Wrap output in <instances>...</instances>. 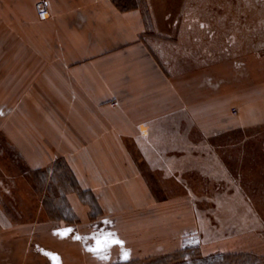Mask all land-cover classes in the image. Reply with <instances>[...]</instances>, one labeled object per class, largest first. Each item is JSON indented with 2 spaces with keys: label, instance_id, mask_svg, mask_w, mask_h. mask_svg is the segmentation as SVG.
<instances>
[{
  "label": "crops",
  "instance_id": "1",
  "mask_svg": "<svg viewBox=\"0 0 264 264\" xmlns=\"http://www.w3.org/2000/svg\"><path fill=\"white\" fill-rule=\"evenodd\" d=\"M37 1L0 0L1 124L27 172L54 154L74 182L36 203L30 184L48 190L52 182L14 181L13 167L0 168V264H135L195 248L216 252H206L189 223L168 224L158 212L166 202L157 191L171 174L152 157L178 126L217 136L263 124L264 79L252 81L246 59L174 69L139 7L47 0L42 17ZM30 109L49 117L43 111L34 120ZM110 234L123 243L89 250Z\"/></svg>",
  "mask_w": 264,
  "mask_h": 264
},
{
  "label": "rangeland",
  "instance_id": "2",
  "mask_svg": "<svg viewBox=\"0 0 264 264\" xmlns=\"http://www.w3.org/2000/svg\"><path fill=\"white\" fill-rule=\"evenodd\" d=\"M117 1L143 10L151 35L158 37L166 59L170 55L174 60V69L246 59L253 68L252 81L264 79V0ZM6 95L0 92L3 100ZM43 111L49 117L48 110H28L34 120ZM18 113L21 115V110H15L14 116ZM5 114L4 106L0 108V168L13 167L14 181L52 182L48 190L30 184V196L36 203L40 199L44 203L46 191L49 196L63 193L74 182L66 159L52 154L45 168L27 172L18 143L5 138L1 124ZM180 127H175L171 141L157 142V153L162 155L152 157L171 174L168 188L157 191L159 200L166 202L157 206L158 212L166 215L168 224L183 223L184 227L189 223L191 234L198 232L206 252H216L209 255L195 248L188 254L135 264H238V258L231 255H238L241 264L246 260L264 264V123L217 136L202 134L192 123L184 131ZM30 128L36 130L37 125ZM49 148H55L53 143ZM33 209L31 206V212ZM177 214L178 221L173 218ZM211 256L221 259L204 260Z\"/></svg>",
  "mask_w": 264,
  "mask_h": 264
},
{
  "label": "snow or ice",
  "instance_id": "3",
  "mask_svg": "<svg viewBox=\"0 0 264 264\" xmlns=\"http://www.w3.org/2000/svg\"><path fill=\"white\" fill-rule=\"evenodd\" d=\"M72 231L71 229H68V230H65L64 232H61L60 234L61 235H65L67 234V232H70ZM76 239H80V237H76ZM112 243H115V244H122L123 242L120 241L119 239H116V238H113L111 236V234L108 236V237H105L103 241L101 240H97V247L96 248H93V249H89L90 251H94V252H101V251H105L108 247H110V245ZM48 255H53L54 254H51L49 253ZM102 258H107L106 256L102 257ZM124 258L126 259L127 258V253L124 254Z\"/></svg>",
  "mask_w": 264,
  "mask_h": 264
},
{
  "label": "built area",
  "instance_id": "4",
  "mask_svg": "<svg viewBox=\"0 0 264 264\" xmlns=\"http://www.w3.org/2000/svg\"><path fill=\"white\" fill-rule=\"evenodd\" d=\"M36 10L40 16H48L50 14L49 2L47 0H38L36 2Z\"/></svg>",
  "mask_w": 264,
  "mask_h": 264
},
{
  "label": "trees",
  "instance_id": "5",
  "mask_svg": "<svg viewBox=\"0 0 264 264\" xmlns=\"http://www.w3.org/2000/svg\"><path fill=\"white\" fill-rule=\"evenodd\" d=\"M119 7H121L122 9H130V8H136V7H138V6H131V7H126V6H122V4L120 3V2H118L117 0H113ZM231 258H238V264H241L240 262L241 261H239V256L238 255H231L230 256ZM218 260V259H221V257H219V256H217V257H215V256H211V257H209L208 259H204L205 261L206 260ZM191 260H194V258H191ZM203 260V261H204ZM208 262V261H207ZM243 264H250V261H248V260H246V261H244L243 262ZM255 264H257V263H255Z\"/></svg>",
  "mask_w": 264,
  "mask_h": 264
},
{
  "label": "bare ground",
  "instance_id": "6",
  "mask_svg": "<svg viewBox=\"0 0 264 264\" xmlns=\"http://www.w3.org/2000/svg\"><path fill=\"white\" fill-rule=\"evenodd\" d=\"M257 111H258V110H257ZM252 114H253V113H252ZM254 114H255V113H254ZM250 115H251V113H250ZM256 115H257V113H256ZM256 115H254V116H256ZM252 116H253V115H252ZM254 116H253V117H254ZM257 117H258V116H257ZM257 117H255V118H257Z\"/></svg>",
  "mask_w": 264,
  "mask_h": 264
}]
</instances>
